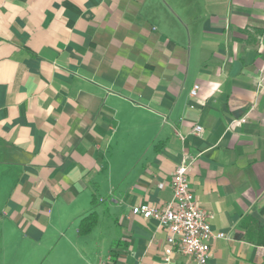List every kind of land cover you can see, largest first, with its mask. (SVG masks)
Here are the masks:
<instances>
[{"label":"crops","instance_id":"obj_1","mask_svg":"<svg viewBox=\"0 0 264 264\" xmlns=\"http://www.w3.org/2000/svg\"><path fill=\"white\" fill-rule=\"evenodd\" d=\"M182 161L207 264H264V0H0V264H162Z\"/></svg>","mask_w":264,"mask_h":264},{"label":"built area","instance_id":"obj_2","mask_svg":"<svg viewBox=\"0 0 264 264\" xmlns=\"http://www.w3.org/2000/svg\"><path fill=\"white\" fill-rule=\"evenodd\" d=\"M199 85L191 90L196 96ZM195 132L200 133L202 127L197 125ZM190 164L180 163L172 177L171 188L173 199L163 207L141 203L132 207L135 215L146 219H155L160 226L169 231L163 253L162 264H173V254L179 251L193 258L196 264H207L211 255V240L225 238V233L214 232L209 215L199 206L189 179Z\"/></svg>","mask_w":264,"mask_h":264},{"label":"trees","instance_id":"obj_3","mask_svg":"<svg viewBox=\"0 0 264 264\" xmlns=\"http://www.w3.org/2000/svg\"><path fill=\"white\" fill-rule=\"evenodd\" d=\"M96 221H97V216L94 213L84 218L80 224V232L83 234L87 233L96 223Z\"/></svg>","mask_w":264,"mask_h":264}]
</instances>
